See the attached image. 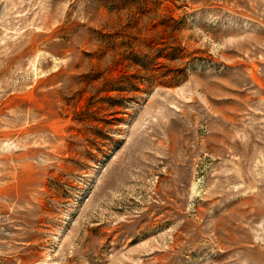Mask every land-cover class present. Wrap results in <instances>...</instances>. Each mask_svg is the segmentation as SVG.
Segmentation results:
<instances>
[{
    "label": "rangeland",
    "instance_id": "374dc122",
    "mask_svg": "<svg viewBox=\"0 0 264 264\" xmlns=\"http://www.w3.org/2000/svg\"><path fill=\"white\" fill-rule=\"evenodd\" d=\"M0 264H264V0H0Z\"/></svg>",
    "mask_w": 264,
    "mask_h": 264
}]
</instances>
